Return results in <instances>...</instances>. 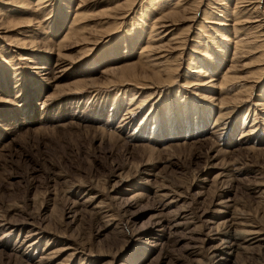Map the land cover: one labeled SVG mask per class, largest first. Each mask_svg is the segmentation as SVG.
<instances>
[{
  "label": "rangeland",
  "instance_id": "1",
  "mask_svg": "<svg viewBox=\"0 0 264 264\" xmlns=\"http://www.w3.org/2000/svg\"><path fill=\"white\" fill-rule=\"evenodd\" d=\"M7 1L0 264H264V0Z\"/></svg>",
  "mask_w": 264,
  "mask_h": 264
},
{
  "label": "bare ground",
  "instance_id": "2",
  "mask_svg": "<svg viewBox=\"0 0 264 264\" xmlns=\"http://www.w3.org/2000/svg\"><path fill=\"white\" fill-rule=\"evenodd\" d=\"M5 1V0H4ZM7 1V0H6ZM8 1H10L11 2V0H8ZM7 1V2H8ZM12 3H14V2H12ZM6 4H10V3H6ZM22 5V4H21ZM7 6V5H6ZM19 6V5H18ZM23 6V5H22ZM22 6H20V7H22ZM205 12H207V11H205ZM204 12V13H205ZM207 14V13H206ZM5 17V16H4ZM207 18V17H206ZM161 20V19H160ZM154 26V25H153ZM159 26V25H158ZM191 28V27H190ZM158 30V29H157ZM34 32V31H33ZM241 32V31H240ZM237 34V33H236ZM161 40V39H160ZM245 41H246V39H245ZM244 41V42H245ZM242 42V41H241ZM250 42V41H249ZM26 46V45H25ZM226 46V45H225ZM241 46H242V44H241ZM26 49V48H25ZM154 49V48H153ZM236 50V49H235ZM224 54V53H223ZM81 56V55H80ZM241 57V56H240ZM41 58V57H40ZM48 58H50V57H48ZM83 58V57H82ZM161 58V57H160ZM27 59V58H26ZM28 60V59H27ZM26 60V61H27ZM168 60V59H167ZM149 61V60H148ZM157 62V61H156ZM155 64V63H154ZM162 64V63H161ZM160 64V65H161ZM51 65H52V60H51V58L50 59H45L44 61H41L40 63H35V65H34V69L35 70H38L39 71V73L41 74V76H44L45 78H48L49 76H50V73H51V71H52V67H51ZM158 66V65H157ZM149 67V66H148ZM129 71V70H128ZM146 71V70H145ZM145 71H144V73H145ZM148 72V71H147ZM161 72V71H160ZM173 72V71H172ZM175 72V71H174ZM200 72H202V71H200ZM199 72V73H200ZM231 72V71H230ZM169 73V72H168ZM147 74V73H146ZM166 74H167V72H166ZM136 75V74H135ZM134 75V76H135ZM147 75H149V74H147ZM159 74H157V76H158ZM163 75V74H162ZM169 75V74H168ZM52 76V75H51ZM125 76V75H124ZM131 76V75H130ZM161 76V75H160ZM160 76H158V77H160ZM172 76V75H171ZM170 76V77H171ZM174 76V75H173ZM122 77V76H121ZM126 77V76H125ZM136 77V76H135ZM158 77H157V79H158ZM128 78V77H127ZM144 78H147V77H144ZM161 78H162V76H161ZM161 78H159V79H161ZM135 79V78H134ZM149 79V78H148ZM153 79H155V78H153ZM171 79V78H170ZM121 80V79H120ZM144 80V79H143ZM166 80H167V78H166ZM155 81V80H154ZM160 81V80H159ZM202 81V80H201ZM91 82V81H90ZM108 82V81H107ZM110 82H112V81H110ZM121 82H123V81H121ZM129 82H130V77H129ZM143 82V81H142ZM149 82V81H148ZM150 82H152V80L150 81ZM246 82V81H245ZM109 83V82H108ZM115 83V82H114ZM128 83V82H127ZM154 83H156V82H154ZM134 84V83H133ZM121 85H122V83H121ZM125 85V84H124ZM123 85V86H124ZM129 85H130V83H129ZM139 85V84H138ZM158 85H159V82H158ZM144 86V85H143ZM245 86V85H244ZM89 87V86H88ZM130 87V86H129ZM133 87H135V85L133 86ZM121 88V87H120ZM126 88V87H125ZM144 88V87H143ZM131 89H134V88H131ZM147 89V88H146ZM142 90V89H141ZM233 90V89H232ZM137 91V90H136ZM240 91H242V90H240ZM139 93L138 92H134V94H133V99H132V102H131V99H129V102H131L132 104H136V102L134 103V101L135 100H139V98L137 99L136 98V95H138ZM142 95V94H141ZM224 95V94H223ZM235 96H236V93L234 94ZM142 97H144V96H142ZM150 97V96H149ZM241 97V96H240ZM243 97H245V96H243ZM251 98V97H250ZM179 99V98H178ZM235 99V98H234ZM144 100V99H143ZM147 100H148V98H147ZM186 101V100H185ZM237 101V100H236ZM244 101V100H243ZM47 102V101H46ZM66 102V101H65ZM140 102H142V101H140ZM177 102V101H176ZM246 102H248V101H246ZM48 103V102H47ZM74 103V102H73ZM145 103V102H144ZM185 103V102H184ZM229 103V102H228ZM239 103H241L240 101H239ZM244 103V102H243ZM242 103V104H243ZM261 102H259V103H257V105H255V106H257V107H259V106H262V104H260ZM45 104V103H44ZM130 104V103H129ZM131 104V105H132ZM178 104H179V102H178ZM182 104V103H181ZM78 105V104H77ZM130 105V106H131ZM141 105H142V103H141ZM140 105V106H141ZM153 105V104H152ZM167 105H169V104H167ZM229 105V104H228ZM241 105V104H240ZM244 105V104H243ZM134 106V105H133ZM137 106V105H136ZM136 106H134V110H129L128 108V110H127V112H126V115L124 116L125 118H124V120H123V124L124 125H128V124H130V123H132L134 120V115H135V113H134V111H135V108H139V107H136ZM170 106H171V104H170ZM222 106H224V104L222 105ZM246 106V105H245ZM132 107V106H131ZM169 107V106H168ZM230 107V106H229ZM176 108V107H175ZM185 108V107H184ZM195 108V107H194ZM222 109H223V107H222ZM80 110V109H79ZM225 110V109H224ZM223 110V111H224ZM131 111H133V113H134V115H133V113L131 112ZM185 111V110H184ZM222 111V110H221ZM226 111H227V109H226ZM231 111V110H230ZM140 112V111H139ZM170 112H172V110L170 111ZM174 112V111H173ZM211 112V111H210ZM167 113V112H166ZM209 113V112H208ZM220 113H222V112H220ZM226 113V112H225ZM232 113V112H231ZM264 113V112H263ZM178 114V113H177ZM180 114V113H179ZM228 114V113H227ZM167 115V114H166ZM171 115V114H170ZM207 115V114H206ZM211 115V114H210ZM222 115H226V114H222ZM230 115V114H229ZM52 116V115H51ZM149 116V115H148ZM185 116V115H184ZM219 116H221V115H219ZM218 116V117H219ZM228 116V115H227ZM76 117V116H75ZM135 117H136V115H135ZM223 117V116H222ZM168 118H171V117H168ZM175 118V117H174ZM220 118V117H219ZM224 118V117H223ZM226 119V118H225ZM225 119H222V121H224L225 122ZM175 121V120H174ZM220 122H221V120H219ZM243 121H244V119H243ZM206 122V121H205ZM216 122V121H215ZM218 122V121H217ZM253 123H255V121L253 122ZM223 124V123H222ZM142 125V124H141ZM215 125H216V123H215ZM220 126L221 125H218V123H217V125H216V127H214V128H217V130L218 129H220ZM223 126V125H222ZM221 126V127H222ZM224 126H225V123H224ZM122 127V126H121ZM98 128V127H97ZM118 128V127H117ZM209 128V127H208ZM212 128V127H211ZM224 128V127H223ZM232 128V127H231ZM99 129V128H98ZM123 129V128H122ZM147 129V128H146ZM206 129V128H205ZM145 130V129H144ZM221 130V129H220ZM224 130V129H223ZM254 131V130H253ZM201 132V131H200ZM103 133V132H102ZM210 133H212V132H210ZM252 133V132H251ZM196 134V133H195ZM220 134V133H219ZM253 134V133H252ZM213 135V134H212ZM248 135V134H247ZM246 137V136H245ZM217 138V137H216ZM219 138V137H218ZM249 139V138H248ZM247 139V140H248ZM214 142V141H213ZM237 215L235 214V215H233V217H236ZM236 220V219H235ZM228 221V220H227ZM230 221H231V219H230ZM233 221V220H232ZM1 222V221H0ZM229 222V221H228ZM225 223V222H224ZM235 223V222H234ZM237 224V223H236ZM243 226V225H242ZM1 227V226H0ZM235 227V226H234ZM8 229V228H7ZM6 230V229H5ZM234 230H236V229H234ZM241 230V229H240ZM10 231V230H9ZM11 231H13V230H11ZM229 231V230H228ZM241 231H245V228H244V230H241ZM248 231V230H247ZM10 233V232H9ZM224 233V232H223ZM253 233V232H252ZM259 233V232H258ZM236 234L238 235L239 234V232H238V230L237 231H233V233H227L226 234V237H227V241H226V243H227V245L226 246H229V244H230V250L231 249H233V248H236V247H239L238 246V242L237 241H239V240H236V238H235V236H236ZM243 234V233H242ZM241 234V235H242ZM247 234H249V233H247ZM223 235V234H222ZM225 235V234H224ZM258 235V234H257ZM239 236H240V234H239ZM244 236H245V234H244ZM247 236V235H246ZM243 237V236H242ZM249 237V236H248ZM247 238V237H246ZM240 239V238H239ZM244 239V238H243ZM248 239H250V238H248ZM234 240H236L235 242L236 243H233V241ZM245 240V239H244ZM251 240H253V239H250V241ZM259 241V240H261L259 237L258 238H256L255 239V241ZM263 240V239H262ZM247 241V240H246ZM245 241V242H246ZM256 241V242H257ZM221 242V241H220ZM223 242V241H222ZM21 243H23V242H21ZM225 243V244H226ZM255 243V242H254ZM251 244V243H250ZM22 245V244H21ZM33 245V244H32ZM221 245V244H220ZM240 245V244H239ZM30 246V245H29ZM36 246V245H35ZM39 246V245H38ZM224 246V245H223ZM223 246H220V247H223ZM252 246V245H251ZM225 247V246H224ZM240 248V247H239ZM246 248V247H245ZM220 249V248H219ZM236 249H238V248H236ZM242 249V248H241ZM223 251V250H222ZM226 252V251H225ZM224 252V253H225ZM89 253V252H88ZM228 254V253H227ZM71 258V257H70ZM69 261H70V259H69ZM67 262H68V260H67ZM65 263V262H64ZM63 263V264H64Z\"/></svg>",
  "mask_w": 264,
  "mask_h": 264
}]
</instances>
